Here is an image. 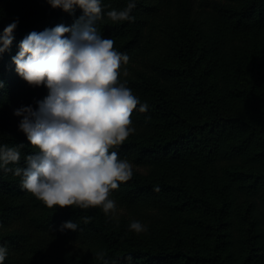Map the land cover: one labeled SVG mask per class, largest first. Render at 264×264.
I'll use <instances>...</instances> for the list:
<instances>
[{
	"label": "trees",
	"instance_id": "1",
	"mask_svg": "<svg viewBox=\"0 0 264 264\" xmlns=\"http://www.w3.org/2000/svg\"><path fill=\"white\" fill-rule=\"evenodd\" d=\"M128 2L102 0V6L107 12ZM82 15L78 7L65 12L48 0H0V34L17 22L9 49L0 54V143L24 145L20 166L35 149L19 130L22 117L14 111L35 110L48 90L21 79L12 57L30 32L70 28ZM131 15L134 22L112 24L105 16L95 26L129 56L121 80L149 105L146 113L133 112L136 132L116 151L150 173L135 172L112 192L127 206L151 211L145 216L149 240L99 208L48 209L21 188L19 177L0 173V243L8 247L3 264H20L23 235L11 227L22 214L39 238L56 239L51 251L31 245L32 264H102L95 259L100 250L108 264H264V254L255 252V238L262 234L253 241L258 218L251 219L260 200L264 223V0H136ZM145 116L151 119L146 122ZM195 163L204 171L198 189L158 176L157 169ZM176 212L186 225L176 233L189 245L167 244ZM83 216L93 219L83 224ZM70 220L78 230L60 231ZM188 227L194 230L190 237ZM240 236L239 250L241 240L235 246L234 238ZM61 239L81 240L80 246L65 249Z\"/></svg>",
	"mask_w": 264,
	"mask_h": 264
},
{
	"label": "clouds",
	"instance_id": "2",
	"mask_svg": "<svg viewBox=\"0 0 264 264\" xmlns=\"http://www.w3.org/2000/svg\"><path fill=\"white\" fill-rule=\"evenodd\" d=\"M48 2L65 12L78 7L83 15L70 28L57 25L30 32L12 57L18 76L29 86L43 85L48 94L37 101L35 110L27 106L14 111L22 117L19 130L35 151L24 156L20 166L24 145L0 143V173L19 177L21 188L48 209L99 208L118 223L112 192L133 177L134 165L120 158L116 149L136 132L133 112L146 113L149 105L133 93L126 79L121 80L129 56L116 50L112 38H102L95 25L105 16L112 24L134 22L131 13L136 0L107 12L102 0ZM16 26L14 21L0 34V54L9 49ZM128 74L124 68L123 75ZM150 119L145 116L146 122ZM80 219L88 224L93 217ZM78 227L70 220L59 230L77 231ZM128 229L136 234L148 232L139 220H132ZM7 255L8 247L0 243V264ZM105 256L103 250L95 253L97 261L108 264Z\"/></svg>",
	"mask_w": 264,
	"mask_h": 264
},
{
	"label": "rangeland",
	"instance_id": "3",
	"mask_svg": "<svg viewBox=\"0 0 264 264\" xmlns=\"http://www.w3.org/2000/svg\"><path fill=\"white\" fill-rule=\"evenodd\" d=\"M2 129V120L0 118V132ZM130 162L134 165V173L138 172L140 175H148L150 173V170H148L147 168H144L142 166L137 165V163L134 160H130ZM195 166V164H193ZM208 170L212 171V175L216 174V171H214L212 168H207ZM160 171V173L158 174L159 177H163L165 178L166 181L169 182H173V183H183V184H189L191 186H194V184H196L198 177L199 176H203L204 171H200L198 166L197 167H189L187 165H174L172 167H168V168H164V169H157ZM207 170V171H208ZM211 174V173H209ZM200 183L196 184V189L200 188ZM116 203H117V208H118V217H119V222L122 220H125L126 222H128V225L130 224V222L132 220H139L140 222L144 223V224H148L149 223V216L146 220L145 216L148 215L149 212L151 211H147V210H140V209H136L134 207H130L127 206L126 204H124L118 196H116L115 194L112 193V197ZM256 210L254 214H251V219H255L258 218L256 225L257 228L255 230H253V234L255 235L253 237V241L254 238L256 236H259L260 234H262L261 239H257L255 238L256 243H259V246L257 247V249L255 250V252L258 255L264 254V223L262 222L261 218V212L263 210L262 208V203L260 200H256ZM245 207V205L243 206V208ZM235 213H237L236 209H235ZM172 228L169 229V236L167 237V244H169L170 246H178L179 243L180 244H186L189 245L188 241H186L185 237H183L185 239V241L183 242L180 239L181 235H177V229L178 227H186L185 225V221L183 222L184 218L182 217L181 214H177V212L172 216ZM113 220V219H112ZM114 222H116L114 220ZM117 223V222H116ZM157 223H161V221L157 222ZM187 224V223H186ZM188 226V224H187ZM232 227V226H230ZM12 231L21 233L23 235V238H20V248L22 251V254L20 255V259L18 260L20 264H32L31 262V245L32 244H36L37 246L41 247L43 250L45 251H51L52 249H54V247H56V243H55V238H39V234H37L38 232H36L35 229L32 228V226H30L29 221L27 219V216L25 214L20 215L19 217H16L14 220H12ZM189 228V227H188ZM189 233L188 236L190 237L191 235H193L194 230L189 228ZM232 230V229H231ZM258 230H261V232L259 233ZM186 233V234H187ZM136 234V233H135ZM146 233H140V234H136L139 237H142V239H144L145 241L149 240V238L146 237L145 235ZM257 234V235H256ZM260 238V237H258ZM263 238V239H262ZM235 246L237 245V243L239 242V240H241V244L239 246V250L242 247V243H243V238L240 236V239L235 237ZM61 246L65 249H77L80 246V242L81 240H72V239H61ZM151 244L156 243L155 241H151ZM245 246L244 248L249 251L250 246L248 245L247 242H244ZM229 252L233 251V245L232 247L228 250ZM235 253H238L236 251H234Z\"/></svg>",
	"mask_w": 264,
	"mask_h": 264
}]
</instances>
